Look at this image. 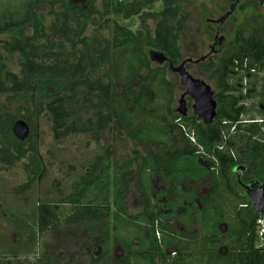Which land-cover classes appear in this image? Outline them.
I'll return each mask as SVG.
<instances>
[{"label":"trees","instance_id":"1","mask_svg":"<svg viewBox=\"0 0 264 264\" xmlns=\"http://www.w3.org/2000/svg\"><path fill=\"white\" fill-rule=\"evenodd\" d=\"M77 1L24 0L18 8L0 12V37L9 36L10 41L5 42V46L8 51L19 53L21 69L19 80L0 64V93L12 90L19 92L21 99L47 111L51 117L54 137L59 139L80 129L89 130L86 127L79 128L73 120L70 123L68 121L75 115L73 107L79 103V92L87 91V95H91L97 89L102 93L101 102L109 107L106 115H103L100 109L96 113L98 130L105 129L113 118L118 125L128 126L129 136L140 145L159 144V150L147 151L143 157L137 171V187H141L140 184L146 181L145 171L151 168L161 171L163 181L171 183L173 187L183 186L191 179L201 180L208 175L217 183L213 193L220 194L219 203H222V207L227 206L230 196L234 206L226 212L220 210V215L218 211L210 213L213 215L211 221L216 225L226 224L225 232L210 231L208 225H205L199 234L194 236L195 242L188 244L189 246L180 241L181 235L175 231L165 227H161L162 230L159 231L156 220L160 216L153 210L137 217L144 225L125 223L120 214H123L125 208L128 185L125 173H117L112 177L114 163L107 148L90 164L78 181L72 184L69 195L56 203H40L29 216L32 225L25 227L33 235L43 234L49 226L59 222L58 212L67 207L64 224L71 227L81 223L84 224V233L90 232L98 226L102 218L110 215V210L116 208L113 223L116 243L127 247L132 245L131 239L137 238L141 241V249L149 253L146 258L134 256L131 262L126 260L119 264H156L155 260L157 264H264V248L258 246L256 232V221L260 215L253 212L249 199L232 174L235 167L243 166L250 170L253 180L264 184V179L259 178L253 170L257 159L264 160V123L241 122L244 106L240 104L239 97L234 94L232 86L228 83L231 69L249 72L264 65V30L256 29L248 36L238 33L230 53L222 58L220 64L212 63L206 67L217 81V91L214 92L217 107L215 122L205 126L193 114L183 118L170 108L173 85L165 79L168 66H152L149 59V52L157 51L174 65L182 60L178 31L182 29L185 21L180 5L184 0H81V4ZM156 1L161 4L158 10L144 11ZM98 2L102 7L100 17L103 23L112 24L113 37L96 51L93 49L91 38L83 36V32L85 23L96 12L95 6ZM42 3L48 4L55 19L61 20L58 27L52 28L51 37L45 34V27L35 12L36 7ZM55 6H59L61 11L54 12ZM134 17L140 20L154 19L152 35L149 31L133 32L129 29L128 25ZM28 29L32 30V35L26 34ZM57 36L64 42L55 44L53 38ZM42 38L44 44L41 45ZM66 43L72 50L77 44L84 46L79 57L74 56V52L70 54L71 52L67 51ZM44 45L48 46L47 50ZM144 49H148V56L142 53ZM69 56H73L71 60ZM41 57L53 60L54 63L50 64ZM103 67L111 68L109 73L115 83L109 80L108 84L102 85L98 81H92L91 71ZM107 76L110 79V75ZM2 77L6 78V81L11 80L13 85L7 87ZM114 85L120 86L119 91H112ZM160 96L166 97V114L179 123H156L163 118L156 103ZM142 113L143 120L138 121L137 118ZM18 118L0 117V157L1 161L7 164L24 156V151L21 150L23 142H18L11 133L12 124ZM181 125L193 133L195 144L182 136L184 149L172 150L176 144L174 132L179 130ZM233 126L234 133L229 139H224ZM232 140L240 143L238 149L234 150ZM222 146L223 150H219ZM199 147L204 153L203 158L208 159L212 166L205 165L204 171L195 176L189 172L191 169L185 171L183 167H199L196 160V155H200L197 154ZM130 164L128 161L125 167L128 168ZM118 169L121 170L119 167ZM111 189H114L113 198ZM144 191L146 193L147 189L144 188ZM178 195L181 196L180 193ZM208 217L209 213H205L202 219L206 220ZM125 224L134 226L130 227L127 236L120 232ZM145 230L148 231L147 235L144 234ZM158 233L162 236L160 244L156 240ZM147 237L150 238L147 240L148 244L147 241L143 242ZM167 246L174 249V256L166 254ZM46 264L51 263L48 261ZM104 264L109 263L106 261Z\"/></svg>","mask_w":264,"mask_h":264},{"label":"rangeland","instance_id":"2","mask_svg":"<svg viewBox=\"0 0 264 264\" xmlns=\"http://www.w3.org/2000/svg\"><path fill=\"white\" fill-rule=\"evenodd\" d=\"M23 1L0 0V12L6 9L14 10ZM159 1L154 2L150 8H145L144 11L154 12L158 10L161 6ZM227 1L184 0L180 2L181 13L185 17V21L182 29L178 31V45L183 58L190 56L196 58L204 53L209 41V34L207 33V26L204 24V20L206 18H216L221 9L228 6L229 2ZM77 2L80 3L81 0ZM59 11H61L59 6H55L54 12ZM95 11L93 17L85 23L86 28L83 36L91 38L93 49L99 51L104 46L105 41L110 42L112 40L113 27L111 23H103L100 17L102 7L99 2L95 6ZM35 12L45 27V34L51 37L52 28L58 27L61 24V20L55 19L46 3L36 7ZM235 18L237 19L236 23L232 25L231 30L228 28L229 31L227 32L230 40L235 31H240L244 36H248L254 27L264 30V8L258 7L256 11L237 12ZM128 26L133 32H136V30L149 31L152 35L155 20L152 18L140 20L138 17H134L132 18V23H129ZM225 27L230 26L227 23ZM32 33L31 29L26 30L27 35H32ZM42 39L41 45L44 44V38ZM0 40V64H3L9 73L14 74L20 80L19 53L8 51L6 48L5 42L10 41L9 36L3 35ZM53 41L55 44L64 42L58 36L54 37ZM194 44L197 45L196 50L193 47ZM65 46L67 51L71 52L70 54L74 52L76 57H79L84 47L82 44H77L74 51L69 44L66 43ZM44 47L47 50L48 46L44 45ZM142 53L148 56V49H144ZM39 56H41V53H39ZM72 57L69 56V59L71 60ZM41 59L50 62V64L54 63L53 60H45L42 57ZM206 64L204 63V66L189 65L187 71L193 77L204 80L216 92L217 81L211 75V72L206 70ZM153 65L154 63L152 62ZM155 66L158 65L155 64ZM109 72L111 73V68L109 67L94 69L91 71L90 78L93 82L98 81V83L106 85L109 80H111V83L114 82V78ZM108 74L110 79L107 76ZM165 79L173 85L170 108L175 109L177 100L183 94L184 89L180 86L177 75L170 73L168 69L165 73ZM2 80L7 87L13 85L11 80L6 81L4 77H2ZM228 83L232 86L234 94L239 97L240 104L244 106L241 120L244 122L258 121L264 123V65L260 66L255 73H248L247 71L242 73L231 69L228 75ZM119 88V85H114L112 91L117 92ZM101 94L97 89L91 95H87V91L79 92V103L76 107H73L76 111L74 112L75 115L68 122L70 123L73 120L79 128L86 127L89 130L82 131L80 129L76 133H69L56 139L52 131L51 117L47 111L41 110L38 105L30 101L21 99L19 92L12 90L7 93H0V117H19L18 120L26 122L29 126L30 134L32 133V135L29 134L21 147V150L24 151L23 158L7 164L2 162L0 157V264H45L49 260L47 259L48 257H51L53 263L57 262L58 264H93V262L89 261L88 256H84L86 245L90 240L87 237L79 238L80 231L78 229L80 226L67 227L64 224L63 219L68 213L67 207H63L58 212L59 222L49 228L44 234L33 235L25 226L29 228L32 225L29 216L34 213L40 203H56L69 195L72 184L78 181L79 177L88 170L90 164L98 156L102 155L105 149H109L111 159L115 164L122 165L123 162L130 161V166L135 171L142 164V159H144L143 157H145L147 151L153 150L156 152L159 150V144L156 143L146 146L140 145L137 140L129 136L127 132L129 127L123 124L118 125L113 118L105 129L98 130L96 128L98 120L96 113L100 109L101 113L106 115L109 109L108 105L103 103V101L101 102ZM157 101L156 103L162 112L163 118L156 123H179L178 120H172L164 111L166 97L160 96ZM191 115L192 111L190 110L188 116ZM143 117L144 113L139 114L137 120L141 121ZM182 136L181 131L176 130L174 132L176 146L184 143ZM229 136H226V139ZM231 145L234 150L240 147V143L235 140L231 141ZM253 170L259 178L264 179V160L257 159L256 167ZM135 171L128 179L129 190L126 199L130 208L140 209V199L137 198L133 187V181L136 178ZM248 175L251 177V172ZM242 182L246 183L247 179ZM178 193L181 194V196L178 195L180 200L177 198L172 201L173 205L176 202L180 205L181 202L179 203V201L186 197L181 191H178ZM209 204H212V201ZM232 206H234V203L230 196L226 207L223 208L222 203H219L212 211H218L219 213L220 210L227 211ZM212 211L209 209V217L206 220L202 219L203 215L201 217L198 216L199 218L196 219L194 225L199 231L205 225H208L210 231H219V225L211 221L213 215L210 213H214ZM178 216L179 219H182V214ZM180 229L183 231L179 226ZM161 230L160 228L159 231ZM155 231L157 232V230ZM88 247L92 254L98 253L100 255L102 252L101 249L98 250L93 247L91 243H89ZM114 250L115 248L112 247L110 249L111 253ZM116 253L115 256L118 257L120 251L117 250ZM55 258L58 260L56 261ZM106 258L104 259V256H102L101 261H105ZM96 264L98 263L96 262Z\"/></svg>","mask_w":264,"mask_h":264},{"label":"crops","instance_id":"3","mask_svg":"<svg viewBox=\"0 0 264 264\" xmlns=\"http://www.w3.org/2000/svg\"><path fill=\"white\" fill-rule=\"evenodd\" d=\"M183 144H178L176 146H173L172 150H183L184 148ZM196 155V154H195ZM197 157V165L199 167L193 168V166H184L183 170L190 171L192 175L202 171H204V166L208 165L209 167L212 166V164L209 163L208 159H204V155H196ZM126 162H123L122 165L115 164L112 169V177L114 178L117 173H125V180L128 185L127 188V194L129 190V182L128 179L130 176L133 175L134 171L131 166L128 168L125 167ZM121 168L120 169H118ZM156 167V166H154ZM117 168V169H116ZM188 170H187V169ZM155 168H151L146 172L147 179L145 182H143L141 187H137V179L133 181V187L135 189V193L137 195V198L140 199V209H132L129 207V203H127V199H125V208L123 211V214H120L123 218V221L125 223H139L140 225H144L142 221H138L137 217L145 213L146 211L153 210V212L160 216L162 220V224L165 228H168L170 230H175L177 234H180L181 237L179 238L183 244H186V246H189L188 244H192V242H195L194 236L199 234V230L194 225L195 221L198 216H202L205 213H209V209L212 211L213 208L219 204L220 201V194H217L214 192V189L217 187V183L212 180V178L208 175H206L201 180H195L191 179L188 180L183 186H175L173 187L171 183H167L163 181V177L161 175V171L154 170ZM154 170V171H153ZM169 170V169H166ZM137 170L135 171L137 176ZM210 171V169H209ZM113 187V186H112ZM144 188L147 189L148 195H146ZM220 189V188H219ZM111 196L114 197V189H111ZM184 193L186 197H183L184 199L181 200L179 204L177 202L173 205L171 203L172 201L176 200L178 198L177 192ZM214 195V196H213ZM127 198V195H126ZM212 201V204H209ZM226 212V210H224ZM116 208H113L110 210V215H106L104 218H102L101 221L98 222V226L95 227V229L91 230L90 232L84 233V224H77L74 226H80L78 229L80 231L79 238H88L92 243H95L98 245V247L102 250L100 255L108 256V253L110 252V247L115 245L119 249H124V245L120 243H116L113 233V223H114V214L116 213ZM213 212V211H212ZM182 214V219H179V216ZM131 218V219H130ZM176 221L178 224V227L174 228L172 227L173 222ZM179 226L182 228L179 230ZM130 227H134L132 224L129 226H126V224L123 226L122 229H120V232L122 235H128V230ZM174 228V229H173ZM196 228V229H195ZM107 233V235H105ZM107 250V252H106Z\"/></svg>","mask_w":264,"mask_h":264},{"label":"flooded vegetation","instance_id":"4","mask_svg":"<svg viewBox=\"0 0 264 264\" xmlns=\"http://www.w3.org/2000/svg\"><path fill=\"white\" fill-rule=\"evenodd\" d=\"M227 2H229L228 6L224 9H221V12L218 14V16L216 18H206L204 20V24L207 26V33L209 34L208 44L206 45L204 53L201 54L199 57L195 58V57L190 56V57L182 58V60L180 62L185 61V60H191L190 62H187L185 64L186 70H187V67L189 65H196V66L202 65V66H204V63H207L206 66H209L212 63L213 64H220L222 58H224L227 54L230 53V51L232 49V44L234 43L235 38L237 37L238 33H240V31H235L231 40L229 39V37H228L229 35L227 34V32L229 31L228 28H230V30H231L232 25L235 24L237 21V19L235 18L236 13L237 12H244L246 10L256 11L258 9V7L264 8V0H239L238 2H236V0H228ZM227 14H229L228 17H226ZM222 18H224V20L222 22H219L220 19H222ZM254 20H255V17H254ZM227 23L229 24L230 27H225ZM256 29L257 28L254 27L251 30V32H254V30H256ZM221 40H222V44L219 45ZM193 47L195 50L197 49L196 44H194ZM202 47H204V46H202ZM218 57H220V58H218ZM217 58L219 59V61H217L218 60ZM178 64H176V65H178ZM185 103H186V107H187V117H188V112L191 110L192 101L188 97H185ZM249 173H250V170L248 168H245L242 172H240V171L235 172L234 170L232 171V174L235 178V181L239 185V187L242 189V191H243V188L241 187V183L246 185L250 181L253 180V178L249 177V175H248ZM244 179H247L246 183L242 182ZM243 193H244V191H243ZM174 222L176 224L173 223L172 227L176 228L177 222L176 221H174ZM157 225L160 228L164 227L162 224L161 218L158 219ZM53 226H55V225L49 226L46 229V231L49 230V228H51ZM218 229L221 233H223L226 231L227 226L225 223H221V224H219ZM46 231L44 233H46ZM172 231H175V230H172ZM147 233H148V231L145 230L144 234L147 235ZM161 238H162V236L157 237L156 240H157L158 244H160ZM147 240L149 241L150 238L147 237L146 240H144L143 242L145 243ZM148 241L146 242V244H148ZM89 243H91V245L93 247H96L98 250H100L98 245H96L95 243H92V242H89ZM89 243H87V245H86L84 256H88L89 261L93 262V264H96V262L98 264H104L105 261H107L109 264H119L122 261L124 262L126 260H129L131 262V260L134 256L146 258L147 255L149 254L147 252V250L145 251V250L141 249V247H142V246L140 247L141 241H139L137 238L131 239L130 243L132 245L124 247V249H119L118 247L113 245L112 247H114L115 250L113 253H111V251H110L108 253V256L99 255L98 253L97 254L93 253L94 254L93 255L90 251V248L88 247ZM112 247H110V249ZM84 248H85V246H84ZM117 250L120 251V254H118L119 255L118 257L115 256L117 254L116 253ZM172 251H174V249L171 248V246L166 247V254L168 256H171V257L174 256L173 255L174 253ZM102 256H104V259L107 257L106 260L103 262L101 261ZM47 259H49L48 261L51 264H58L57 262L53 263L51 260V257H48ZM57 260L58 259H56V261ZM155 263L157 264L158 262L155 260Z\"/></svg>","mask_w":264,"mask_h":264},{"label":"water","instance_id":"5","mask_svg":"<svg viewBox=\"0 0 264 264\" xmlns=\"http://www.w3.org/2000/svg\"><path fill=\"white\" fill-rule=\"evenodd\" d=\"M239 0H236L238 2ZM231 13V12H230ZM229 14L226 15L228 17ZM225 18V17H224ZM224 18L220 19L222 22ZM222 44V40L220 44ZM149 59L158 66L167 64L168 71L177 75L180 86L184 89L183 94L177 100V107L174 112L179 116L187 117V107L185 97L192 101V114L199 118L205 126H209L215 122L217 103L214 100V91L202 79L195 78L185 68V64L191 60H185L178 65H174L169 60L157 51L149 52ZM12 136L18 142H24L29 134L30 129L26 122L17 120L11 127ZM245 169L243 166L235 167L233 170L242 172ZM244 194L251 203V208L254 213L259 215L264 214V184H260L257 180H252L248 184H242Z\"/></svg>","mask_w":264,"mask_h":264},{"label":"built area","instance_id":"6","mask_svg":"<svg viewBox=\"0 0 264 264\" xmlns=\"http://www.w3.org/2000/svg\"><path fill=\"white\" fill-rule=\"evenodd\" d=\"M257 70H250L248 73H255ZM245 72V71H243ZM242 72V73H243ZM242 117V116H241ZM241 122H244L241 120ZM252 122H258V121H250L249 123H252ZM235 127L233 126L229 132V135H231L232 133H234V130ZM179 130L181 131V133L183 134V136L185 138H187L192 144H195V138H194V135L192 132H189L184 126H180L179 127ZM228 135V136H229ZM226 139V137L224 138ZM228 139V138H227ZM223 147H219L218 149L219 150H223ZM197 154H200V155H204L202 149L199 147L198 151H197ZM230 154L232 155V157L234 158V154L233 152L230 150ZM256 232H257V235H258V246L260 248H264V214L263 215H260V217L257 219L256 221ZM160 236L159 233L157 234V237Z\"/></svg>","mask_w":264,"mask_h":264}]
</instances>
